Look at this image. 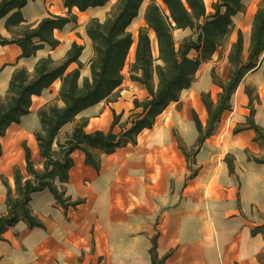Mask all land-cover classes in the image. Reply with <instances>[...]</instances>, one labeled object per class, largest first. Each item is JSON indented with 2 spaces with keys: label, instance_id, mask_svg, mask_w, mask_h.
<instances>
[{
  "label": "crops",
  "instance_id": "crops-1",
  "mask_svg": "<svg viewBox=\"0 0 264 264\" xmlns=\"http://www.w3.org/2000/svg\"><path fill=\"white\" fill-rule=\"evenodd\" d=\"M115 1L85 11L72 8L76 19L53 31L58 45L44 44L31 57H20L15 43L0 45V97L17 68L32 73L38 59L47 56L59 62L74 41L83 45L78 58L83 64L80 81L89 77L93 49L86 23L91 18L103 21ZM145 7L141 5L129 27L145 24ZM21 13L24 24L35 26L49 15L66 16L68 9L63 0H28ZM240 14L233 17L234 23ZM4 20H0V34L10 37ZM150 37L152 44V33ZM76 67L72 63L68 70ZM210 81L219 91L211 76ZM196 82L156 116L152 127L140 130L135 141L107 154L90 149L100 157L97 169L85 162L81 149L73 150L67 181L56 179L55 184L70 202L79 203L64 208L47 189L32 193L30 210L42 226L30 228L20 220L9 227L0 240V264H152L154 238L157 257L166 255L164 264H264V163L253 160L264 156V148L254 141V130L234 131L249 116L245 86L256 88L260 98L253 119L264 128V51L258 67L245 74L232 96L233 114H222L214 132L195 150L198 132L192 112L200 111L197 116L203 126L208 115ZM60 85L56 79L40 95L32 96L29 112L0 137V215L6 213L4 180L14 190V169L27 177L24 145L34 166L42 168L35 138L41 126L37 112L54 102L62 105L57 99ZM146 96L142 84L124 76L116 99L81 111L60 128L53 147L71 135L82 117L87 119L86 132L109 131L113 111L124 122L140 111L133 100ZM177 105L180 111L174 109ZM112 130L119 134L120 124ZM226 156L233 163L232 171Z\"/></svg>",
  "mask_w": 264,
  "mask_h": 264
},
{
  "label": "trees",
  "instance_id": "trees-1",
  "mask_svg": "<svg viewBox=\"0 0 264 264\" xmlns=\"http://www.w3.org/2000/svg\"><path fill=\"white\" fill-rule=\"evenodd\" d=\"M160 1L167 13L156 1L148 2L144 11L145 24L138 28L135 41L128 27L137 17L144 0H116L103 21L91 18L86 23L85 31L91 41L93 56L89 61L90 76L81 81L80 68L83 64L78 58L83 45L75 41L61 61L56 62L50 56L42 57L35 63L32 73H28L25 68H17L13 72L5 95L0 97V137L10 124L19 122L21 116L29 112L32 96L40 95L56 79L61 80L57 99L62 105L54 102L44 105L37 112L41 126L35 132V138L43 161L42 168L34 166L30 150L24 145L27 177L24 178L18 169H14V190L4 180L6 213L0 215V240L3 239L2 234L20 220L30 228L42 226L29 206L34 192L47 189L64 208L79 203L70 202L64 196V191L55 184L56 179L61 183L67 181L68 170L72 165L71 152L81 149L85 162L97 169L100 157L90 149L95 148L107 154L115 147L135 141L140 130L152 127L156 116L171 102L177 101L182 90L190 87L200 65L211 59L233 31V17L245 10L244 0H214L211 14L207 13L204 0ZM27 2L0 0V20L5 18L4 28L11 34L10 37L0 34V45L17 44L21 49L20 57L25 58L33 56L44 44L52 48L58 45L53 31L62 29L76 19L71 14L72 8L85 11L104 5L107 0H63L68 9L66 16L49 15L35 26L24 24L21 8ZM186 28L194 31L195 38L184 37L176 47L172 31ZM150 33L154 34L156 40V58L152 54ZM134 42L133 61L129 64L128 74L131 81L142 84L147 91L143 100H133L134 108L140 111L124 122H120L121 114L113 111L111 129L107 132H86L84 127L87 119L82 117L76 122L71 135L63 143L56 142L57 148H54L56 136L64 124L102 100L116 99L118 87L124 79L122 70ZM243 50L242 32L237 29L236 39L231 43L227 55L229 70L226 78L221 79L211 70L212 82L219 88L216 100L211 98L209 92L201 93L208 114L206 124L203 126L197 113L192 112L198 132L195 150L214 132L222 114L231 110L232 96L245 74L258 67L260 55L264 51V2L253 15L245 55ZM191 51H195L194 56H190ZM72 63H76L77 67L68 70ZM244 91L248 96L249 116L245 124L234 131L246 128L254 130V141L264 148V128L253 119L255 109L252 106V89L245 86ZM116 124L121 126L119 134L112 130ZM253 160L264 163V156L253 157ZM226 162L232 171L233 163L229 156H226ZM155 240L150 248L152 264H164L166 255L157 257Z\"/></svg>",
  "mask_w": 264,
  "mask_h": 264
},
{
  "label": "rangeland",
  "instance_id": "rangeland-1",
  "mask_svg": "<svg viewBox=\"0 0 264 264\" xmlns=\"http://www.w3.org/2000/svg\"><path fill=\"white\" fill-rule=\"evenodd\" d=\"M150 1L151 0H144L142 7L144 8L147 5V3ZM154 1H156V0H154ZM115 2L113 3L112 7H110L111 9L113 8ZM212 2H213V0H204V3L206 5V11L208 14H211L213 12L212 5H211ZM263 2H264V0H244L245 10H244V12H242L239 15V19L237 20L238 23H234V28H233V31L231 32V34L225 40H223L222 44L218 47L217 51L212 55L211 59L208 60L207 62H205L204 65L201 64V67L198 70V72L196 71L197 73L194 76L195 81H197L194 85V86H196V91L201 90V92H209L211 98L214 101L216 100L218 90L216 89V87H213L211 85V81H210L211 70L213 69L214 72L216 73V75H218V77H220L221 79L226 78V76L228 74V70H229V63L227 60V55H228L231 43L234 42L236 39L237 29H240L242 32L243 45H244L243 51H244V55L246 54L253 15H254L256 9ZM157 3L160 5L162 10L167 13V10H166L165 6L162 4V2L159 0V2H157ZM139 27L140 26H134V25L132 26L131 25V27H129V29H128L131 32L134 41L136 40L137 30ZM172 34L174 37L176 47L179 45V43L182 41V39L184 37L193 36V38H195L194 31L192 29H189V28H187L185 30L183 29V31L173 30ZM134 44H135V42L133 43V45L131 46V48L129 50V53H128L127 59H126V64L122 70L124 76H129L128 68H129V64L132 62ZM151 48H152L153 57L156 58L157 57V45H156V40H155L154 36L152 37ZM194 54H195V51H191V56H194ZM261 60H262V58H261ZM209 70H210V76H209ZM211 80H212V78H211ZM124 88H128V85L125 84ZM251 89L253 92L252 96L254 97L253 101H252V106L254 108L256 103H258L260 97L258 96V93L256 92V88L251 87ZM261 93H262V90H261ZM188 96L189 95L186 94V97H188ZM232 102H233V99L231 100V106H232ZM247 108H248V110H246L245 114H247V113L249 114L250 108L248 107V105H247ZM174 109L176 111H180L181 110L180 105L174 106ZM191 109L193 110L195 108L191 107ZM228 111H230V110H228ZM228 111H226L225 113L226 114H233L234 108H232L231 112H228ZM199 113H200V111H199ZM199 113L197 111V114H199ZM240 114H242L241 111H240ZM254 114H255V110H254ZM56 148H57V146H56Z\"/></svg>",
  "mask_w": 264,
  "mask_h": 264
},
{
  "label": "bare ground",
  "instance_id": "bare-ground-1",
  "mask_svg": "<svg viewBox=\"0 0 264 264\" xmlns=\"http://www.w3.org/2000/svg\"><path fill=\"white\" fill-rule=\"evenodd\" d=\"M152 35L154 36V34L152 33Z\"/></svg>",
  "mask_w": 264,
  "mask_h": 264
}]
</instances>
